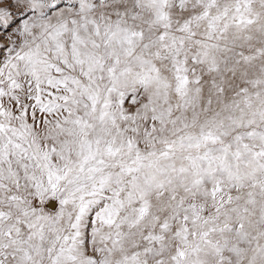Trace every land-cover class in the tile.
I'll list each match as a JSON object with an SVG mask.
<instances>
[{
	"label": "snow or ice",
	"instance_id": "6c2138e0",
	"mask_svg": "<svg viewBox=\"0 0 264 264\" xmlns=\"http://www.w3.org/2000/svg\"><path fill=\"white\" fill-rule=\"evenodd\" d=\"M0 264H264V0H0Z\"/></svg>",
	"mask_w": 264,
	"mask_h": 264
},
{
	"label": "rangeland",
	"instance_id": "374dc122",
	"mask_svg": "<svg viewBox=\"0 0 264 264\" xmlns=\"http://www.w3.org/2000/svg\"><path fill=\"white\" fill-rule=\"evenodd\" d=\"M46 207L50 210V211H55L58 208V202L55 200H50L48 202V204L46 205Z\"/></svg>",
	"mask_w": 264,
	"mask_h": 264
}]
</instances>
